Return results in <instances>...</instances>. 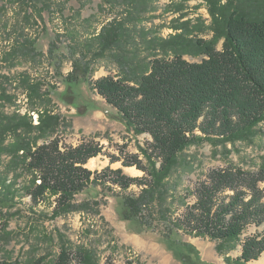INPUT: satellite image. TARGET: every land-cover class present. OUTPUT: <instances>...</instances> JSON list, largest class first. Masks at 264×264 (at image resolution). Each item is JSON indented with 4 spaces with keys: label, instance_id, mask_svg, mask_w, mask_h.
I'll return each instance as SVG.
<instances>
[{
    "label": "trees",
    "instance_id": "1",
    "mask_svg": "<svg viewBox=\"0 0 264 264\" xmlns=\"http://www.w3.org/2000/svg\"><path fill=\"white\" fill-rule=\"evenodd\" d=\"M122 1V5L130 4V9L140 7L141 13L156 10L148 2ZM189 1L171 0L168 8L172 7L169 10L184 17L188 14ZM206 1L210 4L208 11L212 21L207 28L215 33L212 39H195L198 32L195 25L183 21L173 27L174 33L166 38H159L157 42L146 39V47L150 51L147 55H139L147 60L141 70L138 68L136 77L127 76L126 73L132 71L129 68L122 75L108 74L90 80L91 88L118 111L129 131L136 136L144 133L151 135L152 140L146 148H141L149 165L138 154L106 153L104 146L95 141L63 146L61 139L53 138L39 144L32 130L42 129L44 120L56 115H40V123L34 125L26 114L14 112L4 115L0 111V151L11 155L12 162L21 163L33 176L31 184L24 187L25 195L30 196L33 205L45 201L46 196L55 195L56 210L61 212L78 193L91 185L114 186L122 191L135 185L140 188L139 192L123 196L125 219H139L149 226L162 223L164 219L177 231L219 240L217 249L225 256L227 253L221 247L222 242L241 241L240 254L232 259V263L231 258L226 257L228 264H250L261 258L264 253V230L257 229L244 239L240 237L249 226L259 228L264 224L263 166L257 170H245L233 165L213 168L196 183L191 191L194 201L183 202V210L178 216L155 217L159 213L156 209L166 203L164 195L167 183L164 179L187 146L203 139L225 141L246 136L264 120V0ZM28 2L4 0L2 10L7 9V5H25V16H29V10L32 7L37 9V5ZM43 10L39 8L36 13L40 19L43 18ZM128 14L126 9L123 15H116L92 35L96 41L93 45L83 46L86 51L81 50L82 57L73 62L74 70L81 68L82 75L88 76L92 63L86 60L89 54L92 60H96L98 56L109 55L106 53L108 50L125 51L128 46L126 40L134 36L133 29L137 26L131 23L130 19L134 17H128ZM182 37L198 49L193 50L182 41ZM222 37L223 46L218 49L217 43ZM37 42V37L29 39L20 32L13 36L8 54L13 53L14 57L24 55L22 49H27L25 52L43 55L37 48ZM54 47L52 42L51 54ZM142 51L144 53L145 50ZM187 53L202 55V59L189 61L186 59ZM79 60L86 67H81ZM74 70L67 75L68 82L78 80ZM40 85L44 83L29 82L31 96L40 92ZM0 87V100H5L9 96L5 93L8 89L3 84ZM35 88L37 91L33 92ZM9 136V143L5 144ZM100 154L110 159L109 165L101 170L86 166ZM117 161H121L122 166L112 168L111 165ZM158 161L160 166L156 167ZM132 166L144 174H127L124 168ZM12 187L13 184L0 175L1 207L13 205L16 201V189ZM2 214L3 210H0V240L5 232L9 235V224L7 220H2ZM170 236L167 233V238ZM3 249L0 241V264H20L6 258L1 260ZM44 262L45 256H40L27 264ZM51 264H100V258L87 247H72L63 243ZM105 264L118 263L108 258ZM124 264L141 263L127 260Z\"/></svg>",
    "mask_w": 264,
    "mask_h": 264
},
{
    "label": "rangeland",
    "instance_id": "2",
    "mask_svg": "<svg viewBox=\"0 0 264 264\" xmlns=\"http://www.w3.org/2000/svg\"><path fill=\"white\" fill-rule=\"evenodd\" d=\"M110 2L29 0L28 3L36 4L37 9L32 7L29 16H25V5H7V9L2 10L4 0H0V86L5 85L8 89L5 93L9 94L7 99L0 100V111L4 115L14 112L26 114L34 125L40 123V115H56L54 118H46L42 129L32 130L39 144L53 138L61 139L63 146L95 141L102 143L106 153L138 154L149 165L141 148H146L152 140L151 135L144 133L136 136L129 131L118 111L91 88L90 80L108 74L122 75L129 68L132 71L131 74L126 73L127 76L136 77L138 68L141 70L144 67L146 59L141 56L150 51L146 47V39L157 42L159 38H166L174 33L173 27L183 21L195 25L198 31L195 39H212L215 33L207 28L212 23L208 11L210 4L206 0H190L186 9L188 14L180 17L179 13L169 10L172 9L168 8L171 0H140V4L148 2L152 8H156L146 13H141L140 7L130 9V4L122 5V0L113 4ZM39 8L44 9L42 19L36 14ZM126 9L129 11L128 17H134L130 19L131 23L137 26L133 29L134 36L126 40L128 46L125 51L108 50L106 53L109 55L98 56L96 60H92L89 54L86 60L92 63L88 76L82 75L81 68L74 70L73 62L82 57L81 50L86 51L83 46L93 45L96 41L92 35L116 15H123ZM20 32L29 39L37 37V48L44 54L25 52L27 49H22L24 55L14 57L13 53L8 54L13 36ZM10 33H13L11 38ZM182 41H185L184 38ZM52 42L55 47L51 54ZM185 42L193 50L198 49L190 41ZM223 42L224 37L218 41V49H222ZM142 50H145L144 53ZM186 59L198 62L202 55L187 53ZM80 65L86 67L82 60ZM73 70L78 80L68 82L66 77ZM29 82L44 83L38 90L41 93H33L31 96ZM1 91L0 87V95ZM9 138L5 144L9 143ZM109 164L110 159L100 154L93 157L86 166L92 170H101ZM159 164L158 161L156 167ZM227 165L245 170L264 167V120L246 136L225 141L203 139L187 146L164 179L167 183L164 195L166 203L156 209L160 215L158 213L155 217L178 216L183 210V202L194 201L191 191L196 183L211 169ZM121 166V161L111 165L112 168ZM132 167H125V172L132 176L144 174L143 171L134 174ZM0 175L16 189L14 204L6 207L0 205V210H3L2 220H7L9 224V235L5 232L0 240L4 245L1 260L6 258L27 264L37 257L45 256L44 264H51L63 243L93 250L99 256L100 264H105L108 258L118 264H124L127 260L141 264H228L226 257H230L232 263V259L241 251V241H224L221 247L227 253L225 256L217 249L219 240L177 231L164 219L155 226L145 225L139 219H125L123 196L139 192L140 188L135 185L127 191L114 186L91 185L78 193L72 203L60 212L56 210L55 195L46 196L45 201L33 205L24 189L31 184L33 176L21 163L12 162L11 155L2 154L1 151ZM262 185L264 187V183ZM257 229L264 230V224L259 228L249 226L240 238L244 239ZM167 233L171 235L169 238ZM250 264H264V253L259 260Z\"/></svg>",
    "mask_w": 264,
    "mask_h": 264
},
{
    "label": "bare ground",
    "instance_id": "3",
    "mask_svg": "<svg viewBox=\"0 0 264 264\" xmlns=\"http://www.w3.org/2000/svg\"><path fill=\"white\" fill-rule=\"evenodd\" d=\"M93 162V161H92ZM92 162H91V165H92ZM132 172L135 174V173H138V172H141V170L139 169H135L134 167L131 168Z\"/></svg>",
    "mask_w": 264,
    "mask_h": 264
},
{
    "label": "crops",
    "instance_id": "4",
    "mask_svg": "<svg viewBox=\"0 0 264 264\" xmlns=\"http://www.w3.org/2000/svg\"><path fill=\"white\" fill-rule=\"evenodd\" d=\"M111 106V105H110ZM102 144V143H101ZM259 260V259H258ZM257 261V260H256Z\"/></svg>",
    "mask_w": 264,
    "mask_h": 264
}]
</instances>
